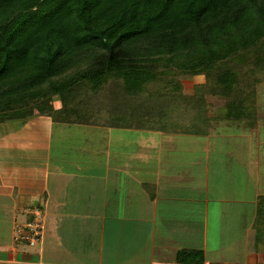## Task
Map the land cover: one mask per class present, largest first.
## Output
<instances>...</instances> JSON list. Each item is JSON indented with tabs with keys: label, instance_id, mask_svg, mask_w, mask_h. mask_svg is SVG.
Segmentation results:
<instances>
[{
	"label": "trees",
	"instance_id": "trees-1",
	"mask_svg": "<svg viewBox=\"0 0 264 264\" xmlns=\"http://www.w3.org/2000/svg\"><path fill=\"white\" fill-rule=\"evenodd\" d=\"M184 75L205 82L188 93ZM262 82L264 0H0V124L39 113L169 134L253 130Z\"/></svg>",
	"mask_w": 264,
	"mask_h": 264
},
{
	"label": "crops",
	"instance_id": "crops-1",
	"mask_svg": "<svg viewBox=\"0 0 264 264\" xmlns=\"http://www.w3.org/2000/svg\"><path fill=\"white\" fill-rule=\"evenodd\" d=\"M54 106L59 108L61 102L55 101ZM217 108L222 111L220 106ZM12 122L0 124V197L5 200L0 206V222L4 224L0 264H193L177 259L178 251L184 248L202 251L203 264H234L237 259L242 260L239 264H264L250 252V246L244 247L241 255L235 252L234 257L231 249L234 242L250 240L251 234L246 233L248 238L243 240L244 235L234 232L242 224L248 226L249 232L255 211L258 213V200L264 196L258 174L254 178L259 172L258 163L250 166L247 158L242 159V164H234L241 168L228 170V174L225 169L216 168L214 157L222 155L217 148L224 142L213 137L228 133L231 126L222 125L205 136L160 132L165 137H199L187 138L189 149H184L186 142L180 138L157 142L153 139L152 144L139 138L135 151L129 155L139 171L133 176L125 161H94L76 153L73 147L69 152L62 141L64 137L58 141L59 150L49 154L52 148L47 146V155L41 160L33 153L30 138L19 140ZM19 124L34 125L35 135L49 134L50 142L51 132H58L57 126L71 129L84 125L55 121L39 113ZM85 126L122 129L127 134L145 131L125 126ZM237 128L242 130L240 133L249 131ZM224 137L227 142L228 136ZM256 144L259 145L258 140ZM246 145L247 141L242 148ZM176 149L185 155L176 157L172 153ZM214 150L216 155L211 156ZM214 172L218 179L222 172L226 174V187L214 185ZM250 205L255 211L248 219ZM247 207L249 212L245 215ZM36 211L40 212L39 220ZM32 221L42 225L40 238L33 246L15 239L19 230Z\"/></svg>",
	"mask_w": 264,
	"mask_h": 264
},
{
	"label": "rangeland",
	"instance_id": "rangeland-1",
	"mask_svg": "<svg viewBox=\"0 0 264 264\" xmlns=\"http://www.w3.org/2000/svg\"><path fill=\"white\" fill-rule=\"evenodd\" d=\"M181 79L184 84V89L188 93H192L194 91L196 84H201L205 82V77L203 75H199V76L184 75ZM207 99L210 102H212L214 106H216V108H214L215 110L213 109L214 111L211 112L210 115L212 113H215V114H218V112L222 113V111H220L219 108L217 107L222 106L224 104V100H222L221 98L219 99L215 98L214 96H208ZM257 101H258V114H259L258 116L260 118L258 129L250 131V129L247 128V130L249 131L240 133L242 132L241 129L239 130L237 126H231V128H229L227 131L228 133H223L224 135L228 136L227 142H225V137L223 134H220V135L215 134V136L213 137L215 141L224 142V143L217 148V150L222 155L217 159H215L214 157V162L215 161L218 162L216 164L217 169H225L227 174L230 171H232L233 168L234 169L241 168L240 165L235 166L234 164H242L246 158H247L246 162H248L250 166H256L255 164L258 163V165L260 166L259 172L258 170L255 172L254 178H256L258 174L259 176L258 179L260 180V186L262 187V191H263L264 190V82H262L260 86L257 88ZM19 123L20 121L18 120H13L12 122L14 131H16L18 136L20 137L19 140L21 139L24 140L26 136L30 138L33 142V145H32L33 153L36 152L37 155L41 157V160H42V157H45L47 155L46 154L47 146L51 145V148H52V150L50 149L49 154L56 153V151H58L60 147L59 146L60 143H58V141L61 142L60 139L64 137L62 141L66 143V147H69L68 149L69 152H70V147H73L76 153H79L80 155L83 153L84 158L87 157L88 159H91L94 161H98V162L106 161V162H111L115 164H119L120 162L125 161L124 163L129 165L127 170L130 171V173H132L133 176H136L139 173V171H138V167L136 168V164H137L136 161L132 160L129 157V155L131 152L135 151V146H137L136 142L138 141L139 138H144L141 140L146 141L147 144H152L153 139L156 140L157 142V141L162 140L163 138H168L170 141L172 140L178 141L180 138L181 141L186 142V144L182 145L184 146V149H189V146H190V143L188 144L186 140L200 139L199 137L187 136V135L185 136L169 135L170 137H165V134L160 133V132H155V131H148V132L129 131L131 133L127 134L128 132L124 133L126 130H122V129H119V130L110 129L109 130V129H102V128H96V127H87L84 124V125L71 126V129H68L67 125L64 127V129H61L59 126H57L58 132L57 133L51 132V142H50V140L47 139V135L49 134H47L46 137L43 134H39L36 136L35 132L37 131V129L34 125H26L25 127H22L20 126ZM222 125L220 126L216 125V126L220 128L222 127ZM26 128H28L30 132L26 130ZM239 128L246 129L245 127H242V126H239ZM59 129H61L62 131L61 132L62 136L59 134L60 132ZM69 130L71 131L69 132ZM105 132H111V133L107 135L105 134ZM240 135L242 137H240ZM75 140L76 142H74ZM257 140L259 141V145L256 144ZM246 141H247V145L244 146V149H243L242 148L243 144ZM181 152L182 150H178V149H176L175 152L172 151V153H174V155L178 158L180 155L181 157L185 155V153H181ZM76 153L74 154L76 155ZM214 154L216 155V150H214V152L212 151L211 156H213ZM224 163H227L228 165L226 166L228 167H226ZM139 169L143 173L146 172L145 169H142V168H139ZM223 172L221 174L220 179L217 178L216 176L217 174L215 172L213 173L214 185L222 184L221 187L223 186L226 187L227 183H225V181H227V178H226V174ZM231 175H233V173ZM147 176H149V174ZM108 196L110 199V197L112 196L111 191H109ZM4 201H5L4 198L1 196L0 206L1 204H3ZM249 211L247 207L245 208L243 212H245V215H246V212H249L248 219H251L255 211L252 205H250ZM1 213H2V209H0V216H1ZM257 215L258 213L256 210L255 219L253 221V225H251V228L249 227V232L246 231L248 226L244 224H242V227L239 230L234 232L235 235L236 234L244 235L242 237L243 240H245L246 233L249 234V236L251 234V237L249 241L247 240L248 242H246V240L238 241L237 243L234 242L233 246H231L233 257L235 255V252L240 254V252L243 251L244 247L250 246V252H253L254 255H258L259 259H262L264 262V219L263 221H261ZM262 218H264V216H262L261 219ZM246 221L247 220H245V222ZM257 222L259 223L256 224ZM3 225L4 224L0 222V236H2V229H4L2 228ZM256 226L257 228L255 229ZM246 238H248V236H246ZM229 240L231 239L229 238ZM237 245H238V248L236 247ZM28 247H30V245ZM182 250H186V249L184 248ZM189 250H193V249H189ZM234 259L235 258H233V261ZM241 262L242 260L237 259L233 263L239 264Z\"/></svg>",
	"mask_w": 264,
	"mask_h": 264
},
{
	"label": "built area",
	"instance_id": "built-area-1",
	"mask_svg": "<svg viewBox=\"0 0 264 264\" xmlns=\"http://www.w3.org/2000/svg\"><path fill=\"white\" fill-rule=\"evenodd\" d=\"M39 211L35 212L36 215V219L39 220ZM41 229H42V225L40 222H28V224L26 226H23L19 232L17 233V235H15V239L19 240V241H24L30 245H35L37 244L40 235H41Z\"/></svg>",
	"mask_w": 264,
	"mask_h": 264
}]
</instances>
